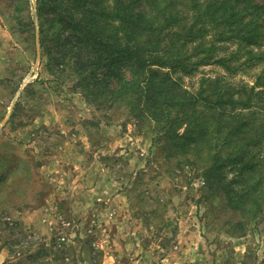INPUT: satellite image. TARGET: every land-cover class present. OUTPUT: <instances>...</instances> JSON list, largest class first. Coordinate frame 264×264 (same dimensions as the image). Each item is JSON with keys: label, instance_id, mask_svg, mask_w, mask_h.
I'll return each instance as SVG.
<instances>
[{"label": "rangeland", "instance_id": "1", "mask_svg": "<svg viewBox=\"0 0 264 264\" xmlns=\"http://www.w3.org/2000/svg\"><path fill=\"white\" fill-rule=\"evenodd\" d=\"M41 21L38 0H0V251L10 253L0 264L31 250L21 264H101L108 253L115 264H264V211L242 219L198 167L169 156L153 120L84 92ZM215 51L235 70L201 65L186 88L264 75V41ZM39 205L42 224H27L20 211Z\"/></svg>", "mask_w": 264, "mask_h": 264}, {"label": "trees", "instance_id": "2", "mask_svg": "<svg viewBox=\"0 0 264 264\" xmlns=\"http://www.w3.org/2000/svg\"><path fill=\"white\" fill-rule=\"evenodd\" d=\"M38 6L43 43L53 31V58L59 69L70 60L84 92L153 120L169 156L198 167L207 189L223 193L242 219L264 211V75L250 87L224 76L203 77L196 91L183 85L201 65L235 70L229 58L214 57L218 43L264 41V0H38Z\"/></svg>", "mask_w": 264, "mask_h": 264}, {"label": "crops", "instance_id": "3", "mask_svg": "<svg viewBox=\"0 0 264 264\" xmlns=\"http://www.w3.org/2000/svg\"><path fill=\"white\" fill-rule=\"evenodd\" d=\"M42 205H39L38 207L35 206L33 208L24 209V210L20 211V212H26V213H21L22 214L21 218L24 221H26V223L29 224V225L37 224L39 226V224H42L41 223V217H42L41 212L45 211L44 208L42 207ZM39 214H41V215H39ZM0 252H2V253H0V263H3L5 260H8L7 258L10 256V253H9V251L6 248H4L3 251H0ZM35 256H37V252H33L31 250L30 252H28L27 254L24 255V258L20 259V264L23 263V261H25L24 263H26L29 259H32ZM114 256L115 255H110L108 253L104 257V259H103L101 264H115L117 262V260H119V258L118 257H114Z\"/></svg>", "mask_w": 264, "mask_h": 264}]
</instances>
